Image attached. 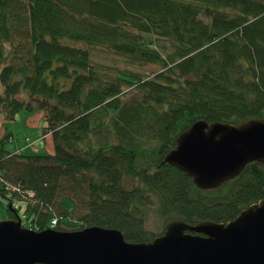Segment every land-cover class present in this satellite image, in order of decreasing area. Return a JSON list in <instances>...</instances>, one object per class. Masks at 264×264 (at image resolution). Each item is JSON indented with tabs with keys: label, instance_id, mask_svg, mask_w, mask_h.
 Instances as JSON below:
<instances>
[{
	"label": "trees",
	"instance_id": "1",
	"mask_svg": "<svg viewBox=\"0 0 264 264\" xmlns=\"http://www.w3.org/2000/svg\"><path fill=\"white\" fill-rule=\"evenodd\" d=\"M0 82L5 120L43 112L54 146L24 154L0 138V197L23 226L151 242L171 220L227 223L264 198V163L200 189L164 162L196 121L264 118V0H0Z\"/></svg>",
	"mask_w": 264,
	"mask_h": 264
},
{
	"label": "water",
	"instance_id": "2",
	"mask_svg": "<svg viewBox=\"0 0 264 264\" xmlns=\"http://www.w3.org/2000/svg\"><path fill=\"white\" fill-rule=\"evenodd\" d=\"M164 162L198 188H216L248 163H264V118L196 121L179 134ZM0 264H264V198L227 223L172 220L162 235L139 243L115 228L37 231L20 218L0 219Z\"/></svg>",
	"mask_w": 264,
	"mask_h": 264
},
{
	"label": "rangeland",
	"instance_id": "3",
	"mask_svg": "<svg viewBox=\"0 0 264 264\" xmlns=\"http://www.w3.org/2000/svg\"><path fill=\"white\" fill-rule=\"evenodd\" d=\"M90 50L92 53V59L96 62H101L114 67L118 66L119 68L125 67L124 63L119 59V57L108 51L102 50L100 48H90ZM159 68L160 66L157 65H147L145 67L148 72L152 70H158ZM143 71L144 70H141V72ZM2 91L3 86L0 82V93ZM45 126L46 121L43 112L29 113L25 110H20L16 113L15 119L11 121L5 120V117L0 114V138L6 132L11 137V139L6 141L4 144V148L8 151L20 152L18 150H21V152L24 154L42 152L53 153L54 146L50 134L48 133L47 135L43 136V129ZM28 143H30V145H28ZM64 203L69 207L71 206V202L68 200H65ZM7 205L8 201L0 197V219L8 218ZM17 205L15 204V207ZM21 205V208L17 209L19 216H22L24 209V204L22 203ZM169 222H167L166 225ZM146 228L152 232H158L159 227L155 224V216L150 215L146 219ZM163 231H165V228Z\"/></svg>",
	"mask_w": 264,
	"mask_h": 264
},
{
	"label": "built area",
	"instance_id": "4",
	"mask_svg": "<svg viewBox=\"0 0 264 264\" xmlns=\"http://www.w3.org/2000/svg\"><path fill=\"white\" fill-rule=\"evenodd\" d=\"M29 195H31L30 193H28ZM32 196V195H31ZM57 223V219L53 218L49 224V227L53 228ZM31 228V227H30Z\"/></svg>",
	"mask_w": 264,
	"mask_h": 264
},
{
	"label": "crops",
	"instance_id": "5",
	"mask_svg": "<svg viewBox=\"0 0 264 264\" xmlns=\"http://www.w3.org/2000/svg\"><path fill=\"white\" fill-rule=\"evenodd\" d=\"M18 151H21V150H18Z\"/></svg>",
	"mask_w": 264,
	"mask_h": 264
}]
</instances>
